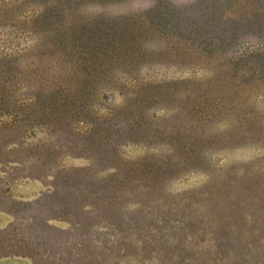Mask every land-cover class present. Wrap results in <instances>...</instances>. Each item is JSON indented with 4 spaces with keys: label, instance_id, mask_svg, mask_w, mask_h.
I'll list each match as a JSON object with an SVG mask.
<instances>
[{
    "label": "trees",
    "instance_id": "obj_1",
    "mask_svg": "<svg viewBox=\"0 0 264 264\" xmlns=\"http://www.w3.org/2000/svg\"><path fill=\"white\" fill-rule=\"evenodd\" d=\"M238 135L245 170L169 192ZM131 144L147 152L129 159ZM25 167L51 177L32 201L3 190ZM0 187V206L60 207L0 208V258L264 264V0H0Z\"/></svg>",
    "mask_w": 264,
    "mask_h": 264
},
{
    "label": "rangeland",
    "instance_id": "obj_2",
    "mask_svg": "<svg viewBox=\"0 0 264 264\" xmlns=\"http://www.w3.org/2000/svg\"><path fill=\"white\" fill-rule=\"evenodd\" d=\"M120 9H123V8L120 7ZM166 71L168 72L167 74H169L170 76H177L180 74V72L177 71L176 67L174 66L166 69ZM117 101L119 100L117 99ZM237 117H239L238 114L233 113L226 118L225 122L228 121L229 124L231 125L233 124L237 125V122H238ZM244 138L245 137H243L242 135H238L236 136L233 143H227V144H223L219 146H214L212 148L213 150L212 160H214L216 164L210 169L209 173L190 172L189 174H187L186 176L182 178H177L175 180H172L168 187L169 192L170 193L179 192V191H183L186 189L188 190V189H191L197 186H201L207 181L208 179L207 174L209 175L211 174L212 177L217 176V174L223 171L222 170L219 172V170L227 168L225 166L228 164L229 166H231V164L233 165V164L238 163V165H240L241 167L240 170L241 171L245 170L246 162L254 159L256 157V153L252 152V150L248 146H246V141L244 140ZM151 150H153L152 147H151ZM145 152H147L146 148L131 144L126 147L125 156H127V158L129 159H134L144 154ZM85 163H86L85 160L73 159L70 157H67L66 159L60 162V164H64L65 166H68V165L78 166V165H83ZM28 172L29 171L27 167H25L24 173L15 174L14 176L10 178L8 182L4 181V184H2V185H5L3 190L8 188L7 189L8 195H12L15 199L24 200V201L34 200L36 197H38V195H40L43 191H45L48 188L49 185L47 183L50 182L51 177L49 175L50 174L49 170L48 171L39 170L37 172L31 171L30 174H33L34 176H36V179H33V177H27V176H30ZM2 192L3 191L0 190V193ZM56 204L57 203H55L54 201H49L47 199H44V200H41L40 204L36 206V208H33V209L31 208H28L25 210L17 209V208H13L12 206H10V204L8 205L2 204L0 208H3L5 210L11 209V211L14 214L18 215L17 220L21 221L20 216L25 214L24 220H26V215H27L26 213L28 212H35V213L43 214L44 216L50 217L54 215L55 212L60 209L59 205H56ZM10 218L11 217L9 215L0 213V228L4 227L11 220ZM52 223L57 224L59 226H65V224L62 225V223L59 221H56V222L53 221ZM41 231L43 232V234H45L49 238L52 236L51 234H49L48 230L47 231L41 230ZM39 232L40 231L35 232V234L32 235L31 237L34 240H37L36 235H38ZM57 238L61 240V237L57 236ZM57 238L56 236H53V239H55L57 242L54 241L52 244H51V240H48L47 244L39 245L40 247H37L38 248L37 251L44 250L45 254L47 256H50L51 254H53V252L55 251L58 245L57 243L59 240ZM48 250L51 251L52 253H48L47 252ZM257 257L258 255L252 253V255L248 259L249 261L247 264H254ZM0 264H31V262L29 259L25 258L24 256L12 255V256H5V257L0 258Z\"/></svg>",
    "mask_w": 264,
    "mask_h": 264
}]
</instances>
